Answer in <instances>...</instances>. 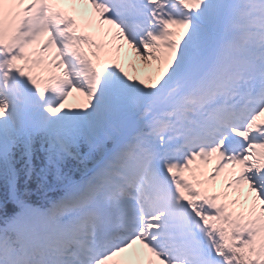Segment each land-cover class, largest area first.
Segmentation results:
<instances>
[{"label":"snow or ice","instance_id":"1","mask_svg":"<svg viewBox=\"0 0 264 264\" xmlns=\"http://www.w3.org/2000/svg\"><path fill=\"white\" fill-rule=\"evenodd\" d=\"M0 264H264V0H0Z\"/></svg>","mask_w":264,"mask_h":264},{"label":"rangeland","instance_id":"2","mask_svg":"<svg viewBox=\"0 0 264 264\" xmlns=\"http://www.w3.org/2000/svg\"><path fill=\"white\" fill-rule=\"evenodd\" d=\"M94 30L96 31L95 28H94ZM96 32H97V31H96ZM124 62H125V61H124ZM133 65H135V67H137V68L139 69V71L142 70V69L140 68V65H139L138 61H136V60L134 59L133 64L130 65V69H129L130 71H134ZM136 72H137V71H136Z\"/></svg>","mask_w":264,"mask_h":264},{"label":"bare ground","instance_id":"3","mask_svg":"<svg viewBox=\"0 0 264 264\" xmlns=\"http://www.w3.org/2000/svg\"><path fill=\"white\" fill-rule=\"evenodd\" d=\"M86 20H87V16H86ZM97 36H99V34H97ZM98 40H102V38L99 36Z\"/></svg>","mask_w":264,"mask_h":264}]
</instances>
